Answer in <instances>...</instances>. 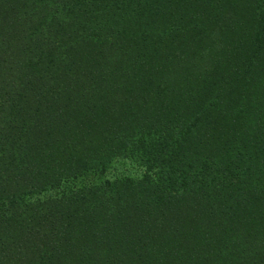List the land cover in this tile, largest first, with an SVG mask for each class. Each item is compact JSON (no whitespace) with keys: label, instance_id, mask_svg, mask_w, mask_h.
<instances>
[{"label":"trees","instance_id":"16d2710c","mask_svg":"<svg viewBox=\"0 0 264 264\" xmlns=\"http://www.w3.org/2000/svg\"><path fill=\"white\" fill-rule=\"evenodd\" d=\"M0 264H264V0H0Z\"/></svg>","mask_w":264,"mask_h":264},{"label":"rangeland","instance_id":"374dc122","mask_svg":"<svg viewBox=\"0 0 264 264\" xmlns=\"http://www.w3.org/2000/svg\"><path fill=\"white\" fill-rule=\"evenodd\" d=\"M144 172V168L137 164L132 159L129 158H116L114 161L110 164L107 171L102 175H93L90 177H82L78 180H76V184L80 185L84 182H94V181H100L102 179L108 178V179H114L117 177H123V176H140ZM58 189H53L47 192V194H55L57 193Z\"/></svg>","mask_w":264,"mask_h":264}]
</instances>
